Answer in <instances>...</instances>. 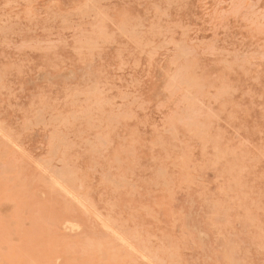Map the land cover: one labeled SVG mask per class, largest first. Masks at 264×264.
<instances>
[{
  "label": "rangeland",
  "instance_id": "obj_1",
  "mask_svg": "<svg viewBox=\"0 0 264 264\" xmlns=\"http://www.w3.org/2000/svg\"><path fill=\"white\" fill-rule=\"evenodd\" d=\"M0 264H264V0H0Z\"/></svg>",
  "mask_w": 264,
  "mask_h": 264
}]
</instances>
